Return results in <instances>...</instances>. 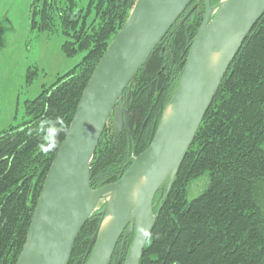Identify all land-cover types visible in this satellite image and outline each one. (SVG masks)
I'll list each match as a JSON object with an SVG mask.
<instances>
[{"label":"trees","instance_id":"16d2710c","mask_svg":"<svg viewBox=\"0 0 264 264\" xmlns=\"http://www.w3.org/2000/svg\"><path fill=\"white\" fill-rule=\"evenodd\" d=\"M220 0H210L216 5ZM135 0H31V28H59L66 57L80 61L25 101V117L0 133V264H16L46 172L98 60ZM204 1L192 0L123 91L130 128L109 119L90 162V186L117 181L150 143L201 24ZM36 69L28 68L26 83ZM208 183L187 199L190 185ZM139 264H264V13L230 63L163 200ZM96 209L80 229L68 264L85 252L102 220ZM132 240L117 242L109 264H123Z\"/></svg>","mask_w":264,"mask_h":264},{"label":"water","instance_id":"95a60500","mask_svg":"<svg viewBox=\"0 0 264 264\" xmlns=\"http://www.w3.org/2000/svg\"><path fill=\"white\" fill-rule=\"evenodd\" d=\"M192 0H135L123 26L93 69L43 180L25 242L16 264H68L80 229L101 202L102 220L91 236L86 264H109L121 238L132 235L123 264H139L163 200L200 123L242 42L264 13V0L204 1V14L189 47L177 86L163 110L148 146L122 176L98 188L90 186V162L108 120L131 131L123 91ZM211 55L216 56L210 65ZM170 107V114L166 115ZM143 178L133 199L131 186ZM101 220V221H102Z\"/></svg>","mask_w":264,"mask_h":264},{"label":"rangeland","instance_id":"374dc122","mask_svg":"<svg viewBox=\"0 0 264 264\" xmlns=\"http://www.w3.org/2000/svg\"><path fill=\"white\" fill-rule=\"evenodd\" d=\"M75 2V9L85 8L88 0ZM30 8L31 0H0V133L21 123L25 117V101L37 96L43 87L70 70L82 57V53L73 57L62 53L64 38L59 28L52 32L31 28ZM28 68L36 69L29 84L25 76ZM207 183L206 175L193 182L187 199L196 197ZM100 205L101 202L98 208Z\"/></svg>","mask_w":264,"mask_h":264},{"label":"bare ground","instance_id":"6f19581e","mask_svg":"<svg viewBox=\"0 0 264 264\" xmlns=\"http://www.w3.org/2000/svg\"><path fill=\"white\" fill-rule=\"evenodd\" d=\"M215 61H216V56H215V55H211V56H210V59H209V63H210V65H211V66L214 65V64H215ZM170 111H171V109H170V107H169V108L167 109V111H166V115H165V116L169 115V114H170ZM143 181H144L143 178H139V179H138V180H137V181L131 186V189H130V197H131V199H133L134 197H136L137 194H139V191H140V189H141V187H142ZM109 221H110V217H109V216L105 217V218L101 221L100 232H102V231L106 228V226L108 225Z\"/></svg>","mask_w":264,"mask_h":264}]
</instances>
